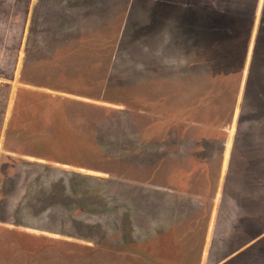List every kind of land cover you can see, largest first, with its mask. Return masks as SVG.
I'll return each instance as SVG.
<instances>
[{
	"label": "rangeland",
	"instance_id": "374dc122",
	"mask_svg": "<svg viewBox=\"0 0 264 264\" xmlns=\"http://www.w3.org/2000/svg\"><path fill=\"white\" fill-rule=\"evenodd\" d=\"M209 2L0 0V264H210L264 230V0H228L232 75Z\"/></svg>",
	"mask_w": 264,
	"mask_h": 264
},
{
	"label": "trees",
	"instance_id": "16d2710c",
	"mask_svg": "<svg viewBox=\"0 0 264 264\" xmlns=\"http://www.w3.org/2000/svg\"><path fill=\"white\" fill-rule=\"evenodd\" d=\"M211 1V3L209 2L211 13L206 19V22L208 20L207 24L212 27L210 28V34L214 41L216 38L218 41H224L231 44L228 53H217V56L212 60L214 61V59H218L220 64L224 62V68L221 70L222 73H230L229 75H232L234 72L237 73V66L239 65V61L242 60L246 49L248 40V26L246 28L245 23L246 18L241 15L234 16L232 10L230 11L232 8H230L231 4H229L228 0ZM263 33L264 31L261 32L262 35ZM220 64H218L216 68ZM255 68L260 70L263 69L264 66L262 64H256ZM257 75L264 79V72L258 73Z\"/></svg>",
	"mask_w": 264,
	"mask_h": 264
},
{
	"label": "crops",
	"instance_id": "0c3cea01",
	"mask_svg": "<svg viewBox=\"0 0 264 264\" xmlns=\"http://www.w3.org/2000/svg\"><path fill=\"white\" fill-rule=\"evenodd\" d=\"M238 210V209H237ZM254 212V214H253ZM252 212V216H250V222L246 219V215H239L240 218H238V221L241 223L242 221H244L245 223L247 222V225L250 223V227H247V229L244 232H241L242 234H237L239 237L241 236V238L238 240V245H234L235 242L237 240H235V242H232V238L231 234H228L227 228L226 230H224V232H227L226 234H224L223 238H221L222 240V252L218 253V257H213L210 264H236L234 262V260H239L238 264H244L243 262H240L241 260L239 259V255L245 251L247 248L249 247H253L256 243H258V241H260L261 239L264 238V230L260 229V231H257L256 229L259 228V226H261L260 221L258 222V220L260 218V215H262L261 209H256L253 210ZM209 220H211V217H209ZM262 222V221H261ZM160 224H163V221H160ZM226 224V223H225ZM214 227H215V222H211L210 225L207 226L206 229V258H205V263L207 262V260L210 257V253H211V249L213 251V247H214ZM254 228V229H253ZM259 230V229H258ZM251 231H254V235L251 236L250 238H246V235H249ZM249 233V234H248ZM243 236V238H242ZM245 237V238H244ZM227 242H232L230 245H224ZM234 243V244H233ZM215 255V252H214ZM202 259V258H201ZM255 261L260 262L259 257L255 258ZM208 264V262H207Z\"/></svg>",
	"mask_w": 264,
	"mask_h": 264
},
{
	"label": "bare ground",
	"instance_id": "6f19581e",
	"mask_svg": "<svg viewBox=\"0 0 264 264\" xmlns=\"http://www.w3.org/2000/svg\"><path fill=\"white\" fill-rule=\"evenodd\" d=\"M226 159V158H225Z\"/></svg>",
	"mask_w": 264,
	"mask_h": 264
}]
</instances>
